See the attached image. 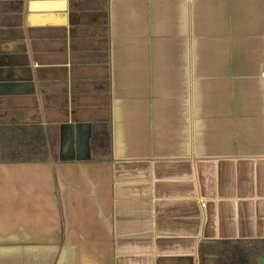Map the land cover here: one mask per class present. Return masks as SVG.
Returning <instances> with one entry per match:
<instances>
[{
  "label": "crops",
  "instance_id": "crops-1",
  "mask_svg": "<svg viewBox=\"0 0 264 264\" xmlns=\"http://www.w3.org/2000/svg\"><path fill=\"white\" fill-rule=\"evenodd\" d=\"M4 124L48 153L0 162V264H219L264 239V0H0Z\"/></svg>",
  "mask_w": 264,
  "mask_h": 264
},
{
  "label": "trees",
  "instance_id": "trees-1",
  "mask_svg": "<svg viewBox=\"0 0 264 264\" xmlns=\"http://www.w3.org/2000/svg\"><path fill=\"white\" fill-rule=\"evenodd\" d=\"M47 145V136L40 124L0 126V162L45 160ZM104 150H110L108 143ZM220 252L219 264H251L253 256L264 257V239L235 242Z\"/></svg>",
  "mask_w": 264,
  "mask_h": 264
}]
</instances>
